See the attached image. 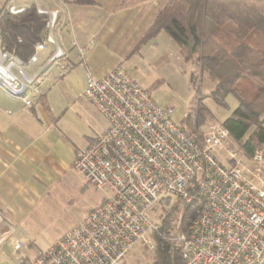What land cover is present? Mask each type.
Here are the masks:
<instances>
[{
  "label": "built area",
  "instance_id": "built-area-1",
  "mask_svg": "<svg viewBox=\"0 0 264 264\" xmlns=\"http://www.w3.org/2000/svg\"><path fill=\"white\" fill-rule=\"evenodd\" d=\"M45 1L8 0L4 9L19 14L35 6L48 18L28 63L0 40V91L28 109L54 70L71 68L59 12ZM82 98L107 128L76 153L74 169L104 201L32 259L18 254L24 246L15 240L8 264H122L158 228L152 215L160 217L164 200L196 197L203 202L197 219L175 238L184 264H264V145L247 158L219 123L191 138L174 109L158 105L121 65L102 77L85 69Z\"/></svg>",
  "mask_w": 264,
  "mask_h": 264
},
{
  "label": "crops",
  "instance_id": "crops-1",
  "mask_svg": "<svg viewBox=\"0 0 264 264\" xmlns=\"http://www.w3.org/2000/svg\"><path fill=\"white\" fill-rule=\"evenodd\" d=\"M77 1L43 2V5L47 4L46 8L59 12V30L71 62L66 74L54 70L47 86L48 83L56 85L65 81L76 68L84 72L88 69L96 77H102L115 67L124 66L128 57L135 55L136 46L158 12L170 2L91 0V4H85ZM166 36L161 32L136 54L150 44L158 45L162 41L169 44L171 38ZM177 52L180 54L179 49ZM81 56L85 59V67L80 65ZM44 57L45 53H41L40 60ZM47 86L30 109L0 91V224L3 225L0 227V260L5 263L15 256L14 241L25 238L28 225L47 203L56 186L75 170L76 153L87 148L93 140V137H77L69 122L54 114L49 106L50 89ZM8 242L11 255L4 253ZM31 245H27L30 250ZM18 254L32 259L38 253L31 258L27 252Z\"/></svg>",
  "mask_w": 264,
  "mask_h": 264
},
{
  "label": "trees",
  "instance_id": "trees-1",
  "mask_svg": "<svg viewBox=\"0 0 264 264\" xmlns=\"http://www.w3.org/2000/svg\"><path fill=\"white\" fill-rule=\"evenodd\" d=\"M47 19L35 6L19 14L0 9L2 46L28 63L45 38ZM161 32L174 41L185 62L193 63L201 76L215 82L211 99L216 105L228 110V99L236 100L237 108L222 124L240 151L252 158L264 145V0H170L133 54ZM212 118L200 99L180 124L188 136L198 139ZM202 203L198 197L191 202L163 201L169 209L161 211L158 228L150 234L153 264H183L175 238L179 227L187 229L197 219Z\"/></svg>",
  "mask_w": 264,
  "mask_h": 264
},
{
  "label": "rangeland",
  "instance_id": "rangeland-1",
  "mask_svg": "<svg viewBox=\"0 0 264 264\" xmlns=\"http://www.w3.org/2000/svg\"><path fill=\"white\" fill-rule=\"evenodd\" d=\"M7 3L8 0H0V9H5ZM44 5L47 7L46 3ZM170 41L169 44L163 41L158 45L150 44L140 54L128 57L124 63L125 69L149 92L158 105L174 109V116L178 121L195 109L197 101L202 99L213 115L202 127L203 132L213 124H222L231 116L238 103L229 98L228 110L216 105L211 99L215 82L207 75L201 76L193 63L185 62L181 52H177V45L172 39ZM47 87L50 89L49 106L53 108L55 115L62 116L69 122L77 137L94 138L96 134L104 131L107 126L105 119L82 99L85 87L84 70L76 68L65 81L56 85L48 83ZM250 132L251 130L248 134ZM232 148L241 152L237 143L233 142ZM104 198V194L88 184L76 170L72 171L56 186L47 203L28 225L25 238L20 240L24 246L21 253L27 252L31 258L36 253L49 249ZM174 201L175 199L172 200ZM168 209V205H162L159 211L165 212ZM152 217L156 221L160 220L159 215ZM29 243L33 245L32 250L27 246ZM153 251L154 243L149 236L128 253L122 264H153ZM4 253L12 254L10 242L5 244ZM0 264H8V261L5 263L1 259Z\"/></svg>",
  "mask_w": 264,
  "mask_h": 264
},
{
  "label": "bare ground",
  "instance_id": "bare-ground-1",
  "mask_svg": "<svg viewBox=\"0 0 264 264\" xmlns=\"http://www.w3.org/2000/svg\"><path fill=\"white\" fill-rule=\"evenodd\" d=\"M3 225L2 224H0V227H2Z\"/></svg>",
  "mask_w": 264,
  "mask_h": 264
}]
</instances>
